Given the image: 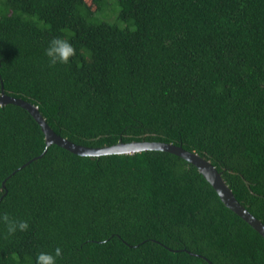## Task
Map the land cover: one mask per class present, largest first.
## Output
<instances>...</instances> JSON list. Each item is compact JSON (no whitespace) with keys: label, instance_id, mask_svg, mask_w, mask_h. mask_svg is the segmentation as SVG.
Wrapping results in <instances>:
<instances>
[{"label":"trees","instance_id":"1","mask_svg":"<svg viewBox=\"0 0 264 264\" xmlns=\"http://www.w3.org/2000/svg\"><path fill=\"white\" fill-rule=\"evenodd\" d=\"M56 37L67 64L45 55ZM1 86L76 144L198 153L264 224V0H0ZM45 147L0 105V217L29 225L0 221V264L57 247L56 264H264L262 235L184 158Z\"/></svg>","mask_w":264,"mask_h":264},{"label":"water","instance_id":"2","mask_svg":"<svg viewBox=\"0 0 264 264\" xmlns=\"http://www.w3.org/2000/svg\"><path fill=\"white\" fill-rule=\"evenodd\" d=\"M15 104L27 110L35 121L41 127L45 137L46 147L43 153L51 144H57L75 154L83 156H100L106 154H133L145 150H161L173 153L184 158L188 162L195 165L198 171L206 178L217 192L222 202L244 219L256 231H258L264 238V224L250 213L235 197L231 188L225 182L221 172L207 159L201 157L198 153L184 149L181 145L161 141H146V140H133L128 142L119 141L112 145H105L100 147H90L81 144H76L67 138L57 134L45 121L44 117L39 112L37 106L32 103L4 92L1 86L0 105ZM42 153V154H43ZM41 154V155H42ZM40 155V156H41ZM39 157V156H38ZM26 164H23V166ZM4 184V183H2Z\"/></svg>","mask_w":264,"mask_h":264},{"label":"clouds","instance_id":"3","mask_svg":"<svg viewBox=\"0 0 264 264\" xmlns=\"http://www.w3.org/2000/svg\"><path fill=\"white\" fill-rule=\"evenodd\" d=\"M75 54V50L72 44L63 38H53L49 41L48 46L45 49V55L49 60L50 65H56L57 63L67 64L69 58ZM6 227L8 234H14L18 230L25 231L28 229V222L25 220H16L10 218L8 215L0 217ZM61 249L57 247L53 253L41 252L37 255L35 264H56V257L60 256Z\"/></svg>","mask_w":264,"mask_h":264}]
</instances>
